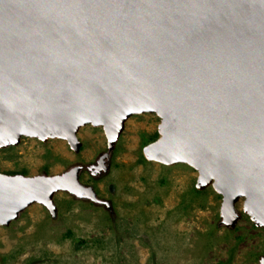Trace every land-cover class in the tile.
Masks as SVG:
<instances>
[{
  "label": "water",
  "instance_id": "water-1",
  "mask_svg": "<svg viewBox=\"0 0 264 264\" xmlns=\"http://www.w3.org/2000/svg\"><path fill=\"white\" fill-rule=\"evenodd\" d=\"M156 113L150 161L186 163L223 195L222 223L264 226V0H0V149L103 127L110 159L135 114ZM62 174L0 173V226L31 205L55 217L60 191L111 207ZM264 264V257L261 259Z\"/></svg>",
  "mask_w": 264,
  "mask_h": 264
},
{
  "label": "rangeland",
  "instance_id": "rangeland-1",
  "mask_svg": "<svg viewBox=\"0 0 264 264\" xmlns=\"http://www.w3.org/2000/svg\"><path fill=\"white\" fill-rule=\"evenodd\" d=\"M156 113L135 114L107 163L103 127L83 126L76 152L68 141L22 137L0 149V173L57 175L84 165L81 181L93 186L111 207L69 192L55 195L54 217L42 204L0 226V264H261L264 226L237 202V225L222 223L223 195L211 185L197 187L199 171L186 163L166 165L147 159L144 148L160 137Z\"/></svg>",
  "mask_w": 264,
  "mask_h": 264
}]
</instances>
